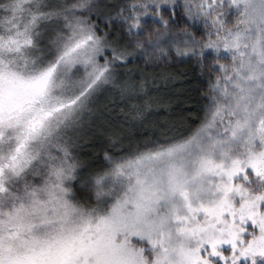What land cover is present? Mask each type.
Listing matches in <instances>:
<instances>
[{
  "label": "snow or ice",
  "instance_id": "1",
  "mask_svg": "<svg viewBox=\"0 0 264 264\" xmlns=\"http://www.w3.org/2000/svg\"><path fill=\"white\" fill-rule=\"evenodd\" d=\"M0 264H264V0H0Z\"/></svg>",
  "mask_w": 264,
  "mask_h": 264
}]
</instances>
